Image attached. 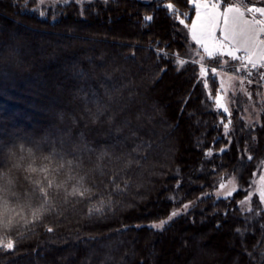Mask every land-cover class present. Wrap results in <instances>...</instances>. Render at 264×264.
<instances>
[{"label": "trees", "instance_id": "16d2710c", "mask_svg": "<svg viewBox=\"0 0 264 264\" xmlns=\"http://www.w3.org/2000/svg\"><path fill=\"white\" fill-rule=\"evenodd\" d=\"M39 5L0 0V207L26 191V161L63 163L62 187L13 227L0 264H264V210L239 206L264 164V116L249 125L238 96L226 127L179 19L191 26L192 2ZM230 177L233 197L208 195Z\"/></svg>", "mask_w": 264, "mask_h": 264}, {"label": "rangeland", "instance_id": "374dc122", "mask_svg": "<svg viewBox=\"0 0 264 264\" xmlns=\"http://www.w3.org/2000/svg\"><path fill=\"white\" fill-rule=\"evenodd\" d=\"M95 0H39V9L45 12L51 7L70 2L80 4L89 3ZM147 2L153 0H144ZM194 5L196 0H190ZM220 6H238L240 7L253 21L264 23V0H211ZM195 6V5H194ZM190 18L189 13H185L184 18L179 19L190 28L187 20ZM200 49V48H199ZM198 56L197 63L200 69L201 82L207 90V94L215 104V109L227 117L226 127L230 128L231 118L236 112L235 98H241L243 113L241 116L246 119L249 125L261 124L264 116V63L256 66L249 63L243 56L239 60H234L229 55H218L207 57L203 52L195 53ZM210 61V62H209ZM186 61L181 62L182 67ZM235 69V70H233ZM214 81V82H213ZM214 88H216L214 90ZM227 111H224V109ZM226 122V121H224ZM239 182L235 177H230L220 183L218 188L208 195L215 196L216 199L233 197L239 190ZM254 197H257L264 210V164L254 180V185L249 195H247L239 206L243 212L253 210ZM192 203L187 204V207L180 208L175 212L176 216L167 218V221L162 228L168 225L172 220L176 219L183 212L188 211L192 207ZM161 222L154 224L159 225Z\"/></svg>", "mask_w": 264, "mask_h": 264}, {"label": "crops", "instance_id": "0c3cea01", "mask_svg": "<svg viewBox=\"0 0 264 264\" xmlns=\"http://www.w3.org/2000/svg\"><path fill=\"white\" fill-rule=\"evenodd\" d=\"M194 5L191 39L205 56L233 52L256 66L264 63V23L253 21L238 6L223 7L211 0H196ZM229 8L233 11L229 12Z\"/></svg>", "mask_w": 264, "mask_h": 264}, {"label": "snow or ice", "instance_id": "6c2138e0", "mask_svg": "<svg viewBox=\"0 0 264 264\" xmlns=\"http://www.w3.org/2000/svg\"><path fill=\"white\" fill-rule=\"evenodd\" d=\"M167 7L172 8L173 6L169 4ZM228 11L231 12L233 11V9L229 8ZM258 11L264 12V10ZM146 19L151 20L152 17H146ZM225 39H227V37H225ZM209 55H211V53H209ZM228 55L232 56L234 60L240 59V57L234 56L233 52H229ZM224 111H227V109L225 108ZM25 163L27 165L26 167L20 166L19 168V171L22 173V175L18 176L17 180L25 186L26 191L22 190L21 195L13 196L12 200L13 202H19L21 200H28L35 197L39 202L44 205V203H46L47 199L51 195L52 190L62 187V185L53 181L50 177L57 175L60 170L64 168V164L59 162L54 163L53 160L49 157H41L39 159L26 161ZM30 176L31 180L29 179ZM37 176H39L40 178L37 179ZM4 179L6 178L0 176V181H3ZM3 187L6 188L7 184H4ZM0 191H2V189H0ZM72 194H79L80 196H83L84 192H77V190L74 189ZM185 207H187V205H185ZM4 212H9L10 214L14 215H16V213L14 209L7 205V203L5 207H0V246L5 249H12L15 246V241L10 238L9 233L12 232L13 226L10 219L5 222L3 217ZM176 215H178L177 212L171 213V216ZM171 216L169 217V219H171ZM38 218L39 217H37L36 214H33L32 219L27 220V222L35 223ZM166 222L167 221H161L159 225H151V227L162 228ZM48 231H52V229L49 228Z\"/></svg>", "mask_w": 264, "mask_h": 264}, {"label": "clouds", "instance_id": "9594fccd", "mask_svg": "<svg viewBox=\"0 0 264 264\" xmlns=\"http://www.w3.org/2000/svg\"><path fill=\"white\" fill-rule=\"evenodd\" d=\"M9 206L14 209L16 213V215H14L11 219L13 227L16 226L17 223H23L27 220H30L33 214H36L37 217H40L46 211L44 205L34 199L21 200L19 202L12 203ZM9 215V212L3 213L5 222L8 221Z\"/></svg>", "mask_w": 264, "mask_h": 264}]
</instances>
